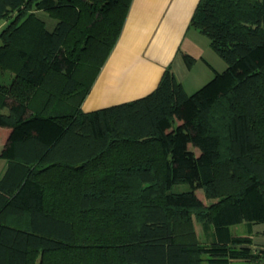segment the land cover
Instances as JSON below:
<instances>
[{
  "label": "trees",
  "instance_id": "obj_1",
  "mask_svg": "<svg viewBox=\"0 0 264 264\" xmlns=\"http://www.w3.org/2000/svg\"><path fill=\"white\" fill-rule=\"evenodd\" d=\"M132 2L0 0V264L260 263L231 228L264 223V0L199 1L190 27L227 68L195 92L168 66L146 96L84 113Z\"/></svg>",
  "mask_w": 264,
  "mask_h": 264
},
{
  "label": "crops",
  "instance_id": "obj_2",
  "mask_svg": "<svg viewBox=\"0 0 264 264\" xmlns=\"http://www.w3.org/2000/svg\"><path fill=\"white\" fill-rule=\"evenodd\" d=\"M199 1L133 0L121 36L81 110L90 113L146 96L159 85L168 66L189 94L226 67L210 39L190 27ZM184 54L195 59L193 66L187 65ZM9 133L10 129L0 127V153L8 142ZM8 165L9 161L0 157V178ZM197 195L207 205L215 202L206 198L202 189L197 190ZM257 225L261 226L254 225L251 234L246 223L234 225L231 230L234 235H249L254 249L259 251L264 248V226ZM197 232L202 242L216 239L213 226L198 224ZM229 264L259 263L233 260Z\"/></svg>",
  "mask_w": 264,
  "mask_h": 264
},
{
  "label": "rangeland",
  "instance_id": "obj_3",
  "mask_svg": "<svg viewBox=\"0 0 264 264\" xmlns=\"http://www.w3.org/2000/svg\"><path fill=\"white\" fill-rule=\"evenodd\" d=\"M36 13H37V15H39L45 22H46V27H47V29L48 30H53L54 28H55V26H56V24H57V22H58V20L56 19V18H53V17H51L49 14H48V12H46V11H36ZM9 18H7V19H4V20H1L0 21V32H1V30L3 29V28H5L8 24H9ZM1 39H0V45H1ZM220 59H221V61H222V63H223V65H225L226 64V67H223L222 69H220L219 71L220 72H223L226 68H227V63H226V61L225 60H223L221 57H220ZM5 74H7V73H5ZM212 79V78H211ZM210 79V80H211ZM209 80V81H210ZM209 81H207V82H209ZM206 82V83H207ZM205 83V84H206ZM203 86V85H202ZM193 92H195V91H193ZM192 92V93H193ZM189 189V184H187V183H179V184H176V185H174V187H173V189H172V191H174V192H182V191H185V190H188ZM201 193L203 194V192L201 191ZM198 224H200V223H198L197 221H196V229H197V226H198ZM261 226H259V225H257V226H259V227H263L264 226V223H261L260 224ZM204 264H208V263H204Z\"/></svg>",
  "mask_w": 264,
  "mask_h": 264
},
{
  "label": "built area",
  "instance_id": "obj_4",
  "mask_svg": "<svg viewBox=\"0 0 264 264\" xmlns=\"http://www.w3.org/2000/svg\"><path fill=\"white\" fill-rule=\"evenodd\" d=\"M259 264H264V252H263V254H262V259H261V261H260Z\"/></svg>",
  "mask_w": 264,
  "mask_h": 264
}]
</instances>
